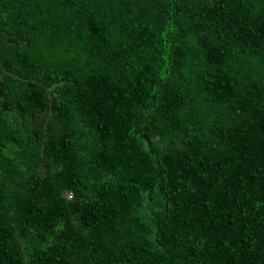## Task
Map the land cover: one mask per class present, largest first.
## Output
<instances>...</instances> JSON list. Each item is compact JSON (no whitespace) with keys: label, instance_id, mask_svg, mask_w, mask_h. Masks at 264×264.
<instances>
[{"label":"trees","instance_id":"16d2710c","mask_svg":"<svg viewBox=\"0 0 264 264\" xmlns=\"http://www.w3.org/2000/svg\"><path fill=\"white\" fill-rule=\"evenodd\" d=\"M0 264H264V0H0Z\"/></svg>","mask_w":264,"mask_h":264}]
</instances>
